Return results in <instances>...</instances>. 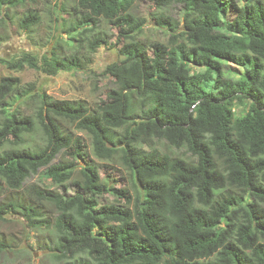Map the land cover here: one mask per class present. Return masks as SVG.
Here are the masks:
<instances>
[{"label":"trees","instance_id":"16d2710c","mask_svg":"<svg viewBox=\"0 0 264 264\" xmlns=\"http://www.w3.org/2000/svg\"><path fill=\"white\" fill-rule=\"evenodd\" d=\"M137 1L62 4L67 15L55 20L65 36L41 41L36 7L1 15L36 0H0V30L15 20L46 47L0 63L48 76L85 70L102 45L100 22L127 20L142 32ZM149 1L167 39L124 34V59L103 70L114 87L100 105L0 78V221L19 216L36 232L40 264H264V0ZM246 101L249 112L237 117L233 106ZM72 127L95 158L127 171L133 193L110 188L122 204L100 202L98 168L78 167ZM38 173L55 187L31 182ZM14 246L0 235L1 263L27 255Z\"/></svg>","mask_w":264,"mask_h":264},{"label":"rangeland","instance_id":"374dc122","mask_svg":"<svg viewBox=\"0 0 264 264\" xmlns=\"http://www.w3.org/2000/svg\"><path fill=\"white\" fill-rule=\"evenodd\" d=\"M79 0H36L33 4L27 2L24 6L9 7L3 9L11 15H21L28 7H36L39 9L42 15V23L36 30V37L44 41L49 39V35L62 34V28L57 24L56 17L58 15H67L62 10V4H65L67 10L71 5H77ZM155 9V3L149 0H138L132 12L135 15L141 16L145 19L143 30L140 34L137 31H133L128 26L127 20L115 18L112 22H100V40L102 45L96 49L92 55V62L82 71H61L54 76H48L40 71L25 68L19 72H12L7 70L0 63V78L6 75L18 76L23 83L32 82L38 89L45 91L56 99H68V100H85L91 107L100 105L107 100V93L114 87L113 79L111 77L103 75V70L106 65L113 62H120L124 59V55L120 52L121 46L125 39L124 34L129 37H137L147 43L153 44L154 42H164L167 39V35L156 26V22L151 17V11ZM178 7L169 8V12L178 17ZM232 11L227 12V16L232 15ZM5 31V30H4ZM0 30V33L8 34V38L5 42L0 43V57L9 58L13 54H17L21 50H33L41 53L46 47H40L36 45L28 38L25 32L20 31L14 22L7 23V32ZM40 41V42H41ZM150 44V51L152 50ZM230 69L233 71H239L242 69L230 64ZM191 72L198 70V67L189 65ZM248 101L244 105L235 104L233 111L237 117H244L249 112ZM72 131L77 138V144L79 145V160L78 167L83 166L86 162L94 163L98 168V175L100 176L101 188L98 195L100 202H109L113 204H122L124 199L119 197L110 188H113L117 193L128 192L131 195L133 193L130 184L127 171L118 164L101 161L94 157L91 152L89 138L84 132L76 131L72 127ZM65 155L69 156L68 151H65ZM31 182L43 183L51 187H55L50 180L43 179L39 176V173L34 175ZM75 186L69 187V192L75 191ZM84 191V190H83ZM0 235L10 240L16 247L24 248L27 251V255L15 256L9 255L10 260L0 264H40L43 256V250L37 246L36 232L32 231L22 218L14 215H7L6 219L0 221Z\"/></svg>","mask_w":264,"mask_h":264}]
</instances>
